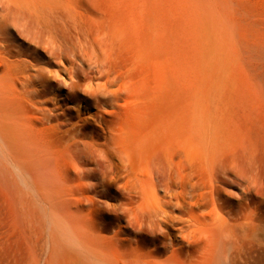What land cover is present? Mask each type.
<instances>
[{"label":"rangeland","instance_id":"rangeland-1","mask_svg":"<svg viewBox=\"0 0 264 264\" xmlns=\"http://www.w3.org/2000/svg\"><path fill=\"white\" fill-rule=\"evenodd\" d=\"M26 1L62 25L60 0ZM61 1L80 33L118 37L80 61L8 25L0 84L20 85L0 94L16 98L0 109V156L27 159L11 132L24 122L37 155L61 163L37 170L33 226L22 184L0 174V264L31 237L40 264H74L75 247L48 249L73 235L121 264H264V0Z\"/></svg>","mask_w":264,"mask_h":264},{"label":"bare ground","instance_id":"bare-ground-1","mask_svg":"<svg viewBox=\"0 0 264 264\" xmlns=\"http://www.w3.org/2000/svg\"><path fill=\"white\" fill-rule=\"evenodd\" d=\"M52 2L56 3L57 1H52ZM59 2L64 12L63 17H61V21H63L62 25H55L53 22L51 23V18L49 19L50 17L49 12H47L45 9H42V11L38 10V6L40 4H38L37 6V4L35 5L31 3V1L28 2L26 0H0V9H1L0 10V46H2L3 48L2 52H0V66H3L5 70L4 73L8 75L11 69V66L7 60V56H5V52H4L6 48L5 42L9 41V36L6 35V29L8 28V25H13L14 28H17L18 33L19 32L24 33V35L28 36L36 45L38 44L39 46H44V48L46 49L57 48L63 52L73 51L74 56L80 61H83L86 54L90 53L91 51L97 52V49L99 47L104 46L105 44L109 45L110 43H113L117 40L118 32L115 29L108 31L99 30L98 33L92 38H90L85 34L80 33L76 25V22L81 19V15L72 12L73 14L71 16V20H75V22L74 25H69L67 21L69 15L67 13L68 10H67L66 1L60 0ZM40 6L45 7L43 5ZM48 8L50 12L53 10V8H50V6H48ZM76 52H80L79 56L76 55ZM36 62L38 63V61ZM40 73L41 70H36V73H33L31 76L38 77ZM17 84H19L17 80H11L10 78L9 81L1 82L0 94H5L4 90H6V87L12 86L13 88H16ZM13 100H16V98L9 99L7 96L0 95V109H3L2 106L8 107L12 105ZM36 127H37L36 125L35 127H32L31 125L25 124L24 122L20 123L16 127L14 126L12 127L14 129H12L11 132L14 131L13 132L14 135L16 132L18 135L21 136L23 135V137H25V142L23 143L22 146L20 145L21 146L20 149L24 150L25 154L27 155V159L24 162L20 163L17 160L15 156V152H16L15 147L7 148L5 149V151L3 150L4 152L2 151L0 156V174L5 176V178L9 176V178H11L14 181V183L17 182L18 184L19 183L22 184L19 185L20 188L19 202L21 207H19L18 213L22 217L24 214L22 213V211L24 210L22 206L26 207L30 215L31 226L34 225V216L36 210L38 209L39 202H42L43 204L47 203L46 199L44 198L40 199L39 191H38L39 183L44 182L46 179L39 178L37 175V170L39 169L40 166H45V165L51 167H59L61 163V161L58 159L55 158L42 159V157H39L37 155L38 149L41 147L39 145L40 142L35 143L33 141V138L39 135V131ZM3 128L0 129L3 130ZM5 130H9V129L5 128ZM5 135L6 137H8V139L11 136L10 134H9L10 136H8L7 133L4 134V136ZM20 138L22 139V137ZM9 142L7 141L8 144ZM19 142H20L19 144L22 143L20 140ZM81 143L82 142H80L79 139H75L73 141V145L75 147H80V145H82ZM18 149L19 148H17V151ZM20 149L19 151L21 152ZM94 151L96 150L94 149ZM17 179L19 180V182L17 181ZM60 221H63V219L62 220L60 219ZM68 223L64 225L62 224V222L61 223L58 222L57 225L61 230L68 232L67 229H65ZM33 229H31V233H33L34 235ZM103 243H104L103 241H92L91 243H87L84 239H81L76 235L67 236L64 238L56 236V237H52L50 243H48V249L50 251H53L56 249L60 250L62 248L75 247L74 250L76 249L77 256L74 258L75 260L74 264H121L115 259H110L107 252L105 251L106 249L105 250L97 249V245L103 246L102 245ZM20 245H22V243H20ZM101 246L100 248H102ZM36 250H37L36 241H34V238L31 237L29 238L28 243L25 244V252H27L26 256L23 257L21 255L15 256L11 264H40L39 263L40 261L38 262L35 254ZM53 259L54 257H52V254L48 253V255L44 257V261L42 264H50V262L53 261Z\"/></svg>","mask_w":264,"mask_h":264}]
</instances>
